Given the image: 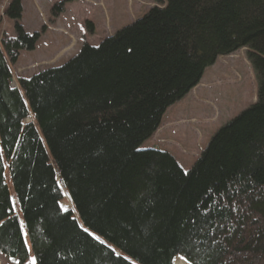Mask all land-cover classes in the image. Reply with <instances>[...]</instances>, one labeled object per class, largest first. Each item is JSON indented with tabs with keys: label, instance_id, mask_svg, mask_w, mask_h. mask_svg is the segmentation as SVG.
Instances as JSON below:
<instances>
[{
	"label": "trees",
	"instance_id": "16d2710c",
	"mask_svg": "<svg viewBox=\"0 0 264 264\" xmlns=\"http://www.w3.org/2000/svg\"><path fill=\"white\" fill-rule=\"evenodd\" d=\"M69 1L53 5L54 18ZM3 14L15 36L0 34L2 256L28 257L7 170L35 264H264V0H155L98 46L18 77L17 88L11 66L41 32L23 29L21 0ZM241 49L256 100L192 167L142 149L205 69Z\"/></svg>",
	"mask_w": 264,
	"mask_h": 264
},
{
	"label": "rangeland",
	"instance_id": "374dc122",
	"mask_svg": "<svg viewBox=\"0 0 264 264\" xmlns=\"http://www.w3.org/2000/svg\"><path fill=\"white\" fill-rule=\"evenodd\" d=\"M9 1L3 0L0 5V34L14 37L15 22L3 14ZM59 1L21 0L20 23L23 29L28 33L40 31L41 36L35 49L22 52L17 63L11 66L14 80L62 66L83 45L98 46L105 38L142 18L155 6V0H72L65 5L64 12L54 18L51 9ZM256 95L257 80L247 60V51L241 49L230 56L221 57L205 69L195 89L163 115L162 125L176 124L171 142H167L164 136L154 134L141 148L161 145L187 172L217 131L253 105ZM5 181L13 213L18 218L28 249V257L23 264H32L34 258L27 229L7 170ZM61 208L70 209L66 198ZM174 260L186 264L181 258ZM0 264L20 263L17 259H8L0 254Z\"/></svg>",
	"mask_w": 264,
	"mask_h": 264
},
{
	"label": "crops",
	"instance_id": "0c3cea01",
	"mask_svg": "<svg viewBox=\"0 0 264 264\" xmlns=\"http://www.w3.org/2000/svg\"><path fill=\"white\" fill-rule=\"evenodd\" d=\"M188 95V94H187ZM186 95V96H187ZM167 112L164 114L166 115ZM162 122V121H161ZM164 124L163 122L160 124V128L159 130L156 132L155 135H158V136H164L167 140V142H171V140L173 139V137L175 136L174 132H173V128L174 126L176 125L175 123H170V124H166V125H162ZM158 145V144H157ZM156 144L151 146L152 148H156L158 150H161V151H166L168 152L166 149H164L161 145H158L157 146ZM169 153V152H168ZM170 154V153H169ZM171 155V154H170Z\"/></svg>",
	"mask_w": 264,
	"mask_h": 264
},
{
	"label": "snow or ice",
	"instance_id": "6c2138e0",
	"mask_svg": "<svg viewBox=\"0 0 264 264\" xmlns=\"http://www.w3.org/2000/svg\"><path fill=\"white\" fill-rule=\"evenodd\" d=\"M21 227H23V225H21ZM85 231H87L86 229H85ZM181 259H185L184 257H181ZM32 264H35V261L33 260L32 261Z\"/></svg>",
	"mask_w": 264,
	"mask_h": 264
},
{
	"label": "bare ground",
	"instance_id": "6f19581e",
	"mask_svg": "<svg viewBox=\"0 0 264 264\" xmlns=\"http://www.w3.org/2000/svg\"><path fill=\"white\" fill-rule=\"evenodd\" d=\"M173 264H181V263H178L177 261L174 260Z\"/></svg>",
	"mask_w": 264,
	"mask_h": 264
}]
</instances>
